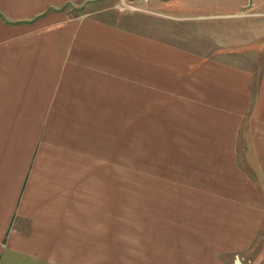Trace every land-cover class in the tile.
Here are the masks:
<instances>
[{"label": "crops", "instance_id": "0c3cea01", "mask_svg": "<svg viewBox=\"0 0 264 264\" xmlns=\"http://www.w3.org/2000/svg\"><path fill=\"white\" fill-rule=\"evenodd\" d=\"M126 1L157 23L108 16ZM189 1L0 0V264H107L106 246H92L107 237V208L117 211L100 180V128L105 112L122 110L124 93H177L171 64L182 59L171 42H182L184 14H203ZM227 1L209 13L238 14ZM254 43L244 49L241 81L230 77L220 101L208 98L212 110L241 120L244 261L236 264H264V42ZM196 249L205 257L195 264H226L230 251Z\"/></svg>", "mask_w": 264, "mask_h": 264}, {"label": "rangeland", "instance_id": "374dc122", "mask_svg": "<svg viewBox=\"0 0 264 264\" xmlns=\"http://www.w3.org/2000/svg\"><path fill=\"white\" fill-rule=\"evenodd\" d=\"M233 2L240 7L234 16L209 13L231 1L187 2L189 10L202 6L203 14H184L177 33L182 42H171L177 48L171 55L182 59L171 64L176 94L147 96L139 87L138 95L124 93L122 110L105 112L100 180L108 196L116 194L117 211L107 208V237L92 239V246H106L107 264H195L205 257L196 253L200 247L230 249L223 252L226 264L244 261L237 220L244 183L241 120L239 112L212 110L208 98L220 101L230 77L241 81L244 49L264 42V0ZM133 8L126 1L116 8L120 15L108 16L140 28L157 23Z\"/></svg>", "mask_w": 264, "mask_h": 264}]
</instances>
